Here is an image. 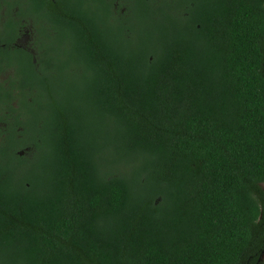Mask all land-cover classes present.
Instances as JSON below:
<instances>
[{
  "label": "trees",
  "instance_id": "1",
  "mask_svg": "<svg viewBox=\"0 0 264 264\" xmlns=\"http://www.w3.org/2000/svg\"><path fill=\"white\" fill-rule=\"evenodd\" d=\"M66 5L0 86V264H259L264 0Z\"/></svg>",
  "mask_w": 264,
  "mask_h": 264
},
{
  "label": "flooded vegetation",
  "instance_id": "2",
  "mask_svg": "<svg viewBox=\"0 0 264 264\" xmlns=\"http://www.w3.org/2000/svg\"><path fill=\"white\" fill-rule=\"evenodd\" d=\"M66 6V0H0V86L7 87L5 82L8 79L15 81V65L9 60L17 54L14 48L33 56L36 52L34 49L41 46L40 40H43V44L51 41V38L54 41L65 26L64 22L62 25L57 22V16L64 21L66 13L60 9ZM111 6L120 7L118 3ZM50 15L54 21L53 27ZM68 19L70 22L76 21Z\"/></svg>",
  "mask_w": 264,
  "mask_h": 264
},
{
  "label": "rangeland",
  "instance_id": "3",
  "mask_svg": "<svg viewBox=\"0 0 264 264\" xmlns=\"http://www.w3.org/2000/svg\"><path fill=\"white\" fill-rule=\"evenodd\" d=\"M86 6V5H85ZM149 23V22H148ZM147 23V19H145V20H143L142 21V25H141V27L140 26H138L137 25V30H138V33H139V35H143L144 33L143 32H145V31H148V29H149V24ZM147 24H148V26H147ZM148 27V28H147ZM19 43H22L21 41L19 42ZM17 55H15L14 57H16ZM15 72H16V66H15V69H14V74H15ZM15 79H17V77L15 76ZM90 119V115H89V118H88V120ZM90 122H93L94 124H95V127L96 128H98L99 127V121L98 120H91ZM104 123H103V127L104 128H106L107 127V120H104L103 121ZM21 175V171L20 170H17V171H15V176L16 177H18V176H20ZM259 264H262L263 262H264V252L262 253V255H261V257H260V259H259Z\"/></svg>",
  "mask_w": 264,
  "mask_h": 264
}]
</instances>
